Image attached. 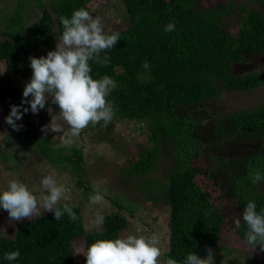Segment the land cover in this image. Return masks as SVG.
I'll return each mask as SVG.
<instances>
[{
  "label": "trees",
  "instance_id": "1",
  "mask_svg": "<svg viewBox=\"0 0 264 264\" xmlns=\"http://www.w3.org/2000/svg\"><path fill=\"white\" fill-rule=\"evenodd\" d=\"M16 1L7 27L0 26L2 120L9 106L21 101L23 85L31 75L29 56L53 49L62 31L59 18L81 7L89 11L92 0H52L39 15H34V0ZM123 1L130 23L113 31L119 34L118 41L100 53L101 58L106 53L109 62L89 61L93 78L107 75L116 82L105 98L114 108L112 119L90 122L70 148L62 144L52 148L40 136L48 134L34 128L38 116L51 117L50 97L45 109L29 111L19 120L44 157L72 172L86 201L56 205H75L74 221L67 214L56 220L45 210L16 221L15 235H0V258L14 250L20 255L13 262L0 259V264H79L77 241L86 250L96 239L128 234V215L135 212L114 193L106 197L113 209L102 215L103 222L96 229L85 226V203L101 191L90 192L84 135L90 131L93 139L110 147L116 120L139 122V134L145 136L137 150H115L116 161H123L120 177L140 186L143 193L154 179L162 188L163 202L170 206L164 263L172 258L180 264L189 252L203 258L209 249L225 244L221 242L227 227L245 241L243 221L240 227L233 221L240 218L248 200L256 203L258 211L264 208V181L251 182L256 171L264 175V101L240 108L223 104L227 91L251 93L264 87L259 64L264 61V0ZM25 4L31 8L28 19L37 16L28 24L20 21ZM169 22L175 28L165 32ZM145 61L147 69L142 66ZM241 64L254 66L253 71H242ZM164 151L172 153V163L162 165ZM122 153L127 157L121 159ZM162 180L164 184H159ZM245 252L253 256V264H264V250L258 244Z\"/></svg>",
  "mask_w": 264,
  "mask_h": 264
},
{
  "label": "clouds",
  "instance_id": "2",
  "mask_svg": "<svg viewBox=\"0 0 264 264\" xmlns=\"http://www.w3.org/2000/svg\"><path fill=\"white\" fill-rule=\"evenodd\" d=\"M59 23L62 31L56 37L55 47L45 55L29 56L30 78L23 85L20 103L9 106L4 120L11 128L19 130L21 125L16 122L29 111L35 114L45 109L50 97L71 132L70 135L63 134L62 126L51 121L42 125L41 129L44 132L62 133L59 136L62 145L70 148L74 144L73 137L78 136L80 130L90 122H108L113 117L114 108L105 98L116 87V82L107 75L93 78L89 61L107 64V54L101 58L100 53L115 46L119 34L107 32L101 18L93 17L83 7L74 9L68 17L61 16ZM174 28V22H169L164 26V31L171 32ZM142 66L145 69L149 67L147 61ZM257 181H264L260 171L251 176L252 183ZM39 185L42 190L38 200L25 182L17 178L9 179L5 187H0V209L7 212L10 220L16 221L40 216L42 210L51 211L56 220L65 214L70 220L77 219L73 211L75 205L64 203L60 207L56 206L61 199L68 200L67 189L62 184H58L51 175H45L40 178ZM103 199L104 195L99 192L89 197L91 203H99ZM103 219L98 214L93 224H101ZM241 220L246 227L245 242L252 248L258 244L264 250V208L258 211L256 203L248 200L240 218L233 221L236 227L241 226ZM158 244L159 237L156 234H127L114 239H96L82 252L84 264H157L161 255ZM19 255V250H14L5 252L0 259L13 262ZM165 264L177 262L168 258ZM180 264H206V258L189 252Z\"/></svg>",
  "mask_w": 264,
  "mask_h": 264
},
{
  "label": "rangeland",
  "instance_id": "3",
  "mask_svg": "<svg viewBox=\"0 0 264 264\" xmlns=\"http://www.w3.org/2000/svg\"><path fill=\"white\" fill-rule=\"evenodd\" d=\"M50 1L52 0H34L32 7L34 15L35 12L37 14L40 13L42 7ZM210 1L212 0H207V2ZM242 1L246 3L245 1L247 0ZM17 4L16 0H0V26L7 27L8 23L6 24V21L13 14ZM88 4L90 6L89 13L93 17H100L102 25L109 33L130 23L123 0H92ZM29 7L30 5L25 4L20 8V12L22 11L20 21L26 24L33 22L37 17L28 19L27 9L28 11L31 9ZM15 21H18L17 18ZM17 29H20V27L17 26ZM259 64L264 69V61ZM239 68L242 71H253L254 66L241 64ZM260 101H264V87L251 93L237 90L227 91L224 94L223 104L226 108H240L252 107ZM51 113V117L38 116L37 121L34 123V128L42 131L41 126L51 121L62 126L63 134L70 135L71 130L67 123L61 119L57 105L54 104L51 107ZM16 123L21 125L19 130H14L5 120L0 119V187H5L9 179L17 178L25 182L39 200V193L42 190L39 180L42 176L51 175L58 184H62L67 189L68 200H80L84 203L86 199L82 191L78 190L77 179L73 177L72 172L69 169H63L64 167L61 164L51 163L44 157L37 148L38 145L34 136L26 133L19 121ZM114 124L115 132L111 134L113 143L110 147L104 141L93 139V133L90 131L84 135L86 142L85 151L87 152L85 164L88 167L87 174L89 179L87 181L92 184L90 192L99 190L105 197L99 203H91L90 200L85 203L86 230L96 229L97 225L93 224L95 217L113 209L112 202L106 197L111 195V193L117 194L123 203L135 212L132 216L128 215L129 226L125 231L128 234L142 236L158 235V247L161 255L158 257L157 264H165L164 257L167 252L169 238L167 223L169 221L170 206L163 202L162 188L156 185L157 182L154 179L147 182L144 193L140 186L135 184L133 187L128 183L127 178L120 177L119 172L123 167V161L118 159L116 161L114 153L115 150H137L141 137L145 139V136H140L139 134L141 124L135 121L124 123L119 120H116ZM46 133L48 135L43 134L40 136H44L47 139L46 143L52 148L62 144L59 139L62 133H53L51 131ZM73 139L74 143H76L77 137H73ZM78 141H81V137H78ZM93 147H95L94 151H92ZM100 155H104V158H100ZM124 157L127 156L122 153L120 158L124 159ZM198 162L202 163L203 161L201 159ZM169 163H172V153L164 151L162 165ZM158 183L164 184V180ZM64 201V199H61L57 204ZM15 232L16 220H10L7 212L0 209V235L13 236ZM223 236L221 243H225L224 245L218 247V249L211 248L212 255L210 256H208V253L203 255V258H206V264H253V256L249 252H245L250 246L237 235L233 228L227 227ZM75 247L79 257V264H84L85 256L82 252L85 251V246L83 242L77 241Z\"/></svg>",
  "mask_w": 264,
  "mask_h": 264
}]
</instances>
